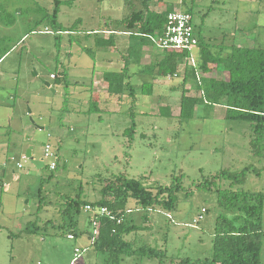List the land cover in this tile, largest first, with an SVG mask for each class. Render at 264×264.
I'll use <instances>...</instances> for the list:
<instances>
[{"label":"rangeland","instance_id":"1","mask_svg":"<svg viewBox=\"0 0 264 264\" xmlns=\"http://www.w3.org/2000/svg\"><path fill=\"white\" fill-rule=\"evenodd\" d=\"M2 1L14 22H0V57L5 53L0 59V264H105L91 245V213L83 207L77 226L70 228L65 208L72 198L98 200L103 186L119 175L153 191L173 181L182 184L169 213L140 208L129 197L125 219L139 228L126 239L179 259L212 256L217 194L197 184L224 169L247 167V178L237 187L264 192V149L255 154L251 123L226 119L220 107L206 103L199 104L193 118H181V76L153 89L158 76L146 67L147 74L130 78L123 93L101 94L93 88L96 75L125 63L122 56H111L110 47H100L97 38L142 9V0H62L61 31L49 17L35 22L40 10L52 13L54 0ZM166 6L190 10L197 36L212 51L224 54L244 38L264 48V0L149 3L157 11ZM161 50L154 54L160 56ZM180 69L183 75L184 66ZM191 82V92L199 95V86ZM144 83L152 85L150 91L142 90ZM91 100L96 109H90ZM133 123L134 132L126 131ZM48 143L57 157L55 169L43 160ZM37 160L44 165L38 167ZM74 230L82 233L68 237ZM76 247L81 252L74 259ZM121 264L160 262L125 256Z\"/></svg>","mask_w":264,"mask_h":264},{"label":"trees","instance_id":"2","mask_svg":"<svg viewBox=\"0 0 264 264\" xmlns=\"http://www.w3.org/2000/svg\"><path fill=\"white\" fill-rule=\"evenodd\" d=\"M142 1L144 4L142 9L131 12L127 17L117 20L115 25L104 29L112 30L108 38L99 37L96 40L100 47L117 48L113 31L125 30L130 33L131 42L128 54L124 58V65L118 70L102 73L108 94L123 93L125 86L129 85L131 76L129 66L133 63H141L144 54H154L152 50L158 48L148 35H160L169 12L174 11L169 6L164 10H153L149 7L151 0ZM61 4L62 0H54L52 13L40 10L43 14L35 22L38 23L49 17L54 28L63 30L62 24L58 21ZM186 12L192 15L190 10ZM0 22L4 24L14 22V17L2 0H0ZM146 47H148L147 51ZM198 47L200 53L195 65H187V58L191 55L189 50L158 48L162 54L160 56L154 54L155 58L147 62L145 67L156 71L158 77L181 76L182 97L178 116L184 119L193 118L201 103L219 105L226 119L251 123L250 144L255 154H261L264 149V48L250 43L242 45L233 43L225 48L223 54L222 51H212L208 45L200 41V38ZM182 65L184 70L183 75H180L179 70L181 71ZM217 72H221L222 76L218 77ZM51 75L57 78L53 73ZM191 79H197L199 95L191 92L188 86V80ZM151 88L150 83H144L142 90L148 92ZM96 94L93 93L92 97L94 95L96 97ZM92 101L91 110L97 108L94 100ZM134 129L133 123V126L126 131L134 132ZM247 171V167L238 171L224 169L197 184L200 189L216 192L220 209L215 220L213 254L210 257L203 259L169 257L165 249L147 244L135 246L131 240L125 238V235L139 228L125 219L126 212L130 210L127 209L128 198L133 197L140 208H160L169 213L178 203L177 192L182 188L179 181L159 186L153 191L138 179L119 175L103 186L101 195L96 201L68 199L65 208V213L69 217L67 224L70 228H75L78 224L76 216L87 204L97 209L107 208L109 213L99 216L96 235L93 234L91 215L88 217L91 226L88 232L90 240L94 237L91 245L96 254L103 257L105 264H121L125 256L158 258L160 264H263L261 250L264 235V192L237 187L245 182ZM221 181L226 183L225 187L221 185ZM118 217H123L121 222L117 221ZM81 233L77 230L73 231L75 237Z\"/></svg>","mask_w":264,"mask_h":264},{"label":"built area","instance_id":"3","mask_svg":"<svg viewBox=\"0 0 264 264\" xmlns=\"http://www.w3.org/2000/svg\"><path fill=\"white\" fill-rule=\"evenodd\" d=\"M148 37L154 42V44L160 49L173 50V49H183L189 50L191 55L187 58V63L190 65H195L196 60L192 56L193 50L198 47L199 37L196 34L195 26L193 24V16L186 11L174 10L169 12L166 20L164 29L160 35H148ZM44 158L48 159V165L51 169L57 167V157L52 150L51 144H46L45 146ZM21 166V164H18ZM85 211L91 213L90 222L93 226V234H97V227L99 224V216L103 214H108L106 207H101L100 209L95 208L91 204L85 206ZM130 211V210H129ZM201 218V217H200ZM118 222H121L123 217L116 218ZM68 237L75 238L73 234H69ZM94 237L91 239L93 243ZM81 252L80 247L75 248V258L76 259Z\"/></svg>","mask_w":264,"mask_h":264},{"label":"crops","instance_id":"4","mask_svg":"<svg viewBox=\"0 0 264 264\" xmlns=\"http://www.w3.org/2000/svg\"><path fill=\"white\" fill-rule=\"evenodd\" d=\"M104 31L107 35L103 36V38H108V36L112 33V30H104ZM113 32H114L115 45L117 46V48L110 47L111 50H109V52H110L112 57L113 56L116 57V55L118 54V55L122 56L123 58H125L126 54H128V47H129L130 42H131L129 40V34L130 33L125 31V30H118L117 34H116L117 30H116V32L115 31H113ZM100 38H102V37H100ZM243 40H244L243 44L245 42H246L245 44L250 43V42H247V38H244ZM237 44L242 45L241 43H237ZM147 49H148V47L145 48L146 51H147ZM155 50H156V47L152 50L153 51L152 53H155L156 52ZM199 53H200V49H199V47H196L192 52V56L194 57L195 60L198 59ZM154 56H155L154 54L146 53V54H144V56H143L144 59H142L141 63L131 64L132 65V71L130 72L131 80H132V77H134V76L147 74L146 69H145V64L147 62L153 60L155 58ZM130 66H129V68H130ZM119 69H120V67H119ZM102 73L101 74L97 73L98 75H96L95 78L93 79V88L96 89V91L98 90L99 91L98 93H101V94L106 93V90H107V84L104 82V80L102 78ZM151 73L155 74L156 71H152ZM155 75H157V74H155ZM199 76H200V74H199ZM217 76L221 77L222 73L217 72ZM164 78L167 80L160 79L159 77L155 76L154 82H152L154 84L153 89L155 86H157V88H159V87L160 88H166L168 86V83H170L169 79H173L172 77H169V76L164 77ZM191 81L195 82L198 85V82H196L195 80H193V79L188 80V86L190 88H192V85H193ZM216 106L220 107L219 105H216ZM219 109H221V108H219ZM31 154H32V152H31Z\"/></svg>","mask_w":264,"mask_h":264},{"label":"water","instance_id":"5","mask_svg":"<svg viewBox=\"0 0 264 264\" xmlns=\"http://www.w3.org/2000/svg\"><path fill=\"white\" fill-rule=\"evenodd\" d=\"M27 157H32V154H31V151L28 150L27 154H26ZM36 165L38 167H42L44 165V161L43 160H39V161H35Z\"/></svg>","mask_w":264,"mask_h":264}]
</instances>
